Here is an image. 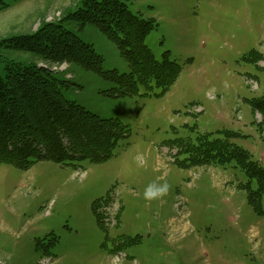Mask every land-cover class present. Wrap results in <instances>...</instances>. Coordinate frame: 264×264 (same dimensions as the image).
I'll return each mask as SVG.
<instances>
[{
    "label": "rangeland",
    "instance_id": "obj_1",
    "mask_svg": "<svg viewBox=\"0 0 264 264\" xmlns=\"http://www.w3.org/2000/svg\"><path fill=\"white\" fill-rule=\"evenodd\" d=\"M2 1L0 39L63 19L105 71L129 72L98 25L65 19L81 0ZM125 1L154 19L145 39L154 57L179 68L167 90L0 46V75L12 61L50 67L70 82L68 99L124 129L100 162L0 164V264H264V192L258 209L249 200L256 178L235 160L194 165L188 153L200 135L232 130L264 168V122L246 100L264 99V0ZM153 183H167V195L146 200ZM107 194L100 225L93 202Z\"/></svg>",
    "mask_w": 264,
    "mask_h": 264
},
{
    "label": "trees",
    "instance_id": "obj_2",
    "mask_svg": "<svg viewBox=\"0 0 264 264\" xmlns=\"http://www.w3.org/2000/svg\"><path fill=\"white\" fill-rule=\"evenodd\" d=\"M0 3V10L9 6L2 0ZM64 17L80 25H98L116 42L129 72L105 71L101 55L66 28L61 22L63 19L41 23L31 34L0 39V46L32 52L49 63H76L118 79L124 86L148 85L154 81L167 90L177 77V64L167 59L157 60L145 42L156 25L154 19L132 12L125 0H81L80 5ZM69 85L59 72L35 62L12 61L6 65L5 74L0 75V164L27 169L41 160L66 164L87 158L100 162L113 155L116 140L124 133L123 125L118 119L101 118L68 99L64 91ZM246 100L264 122V99ZM220 132L223 135H200L196 144L188 149L190 163L211 165L235 160L259 183L257 190L249 192L250 202L258 209L264 192V168L251 159L247 150L232 141V137L238 135L236 132ZM109 201L112 199L107 194L93 202V212L100 225L104 223L99 207Z\"/></svg>",
    "mask_w": 264,
    "mask_h": 264
},
{
    "label": "clouds",
    "instance_id": "obj_3",
    "mask_svg": "<svg viewBox=\"0 0 264 264\" xmlns=\"http://www.w3.org/2000/svg\"><path fill=\"white\" fill-rule=\"evenodd\" d=\"M169 191V185L167 183L157 185L155 183L150 184L144 191V197L146 200H154L162 198L167 195Z\"/></svg>",
    "mask_w": 264,
    "mask_h": 264
}]
</instances>
